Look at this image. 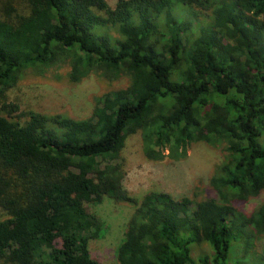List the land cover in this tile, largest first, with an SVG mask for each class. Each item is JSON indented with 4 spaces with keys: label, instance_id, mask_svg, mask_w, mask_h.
<instances>
[{
    "label": "trees",
    "instance_id": "obj_1",
    "mask_svg": "<svg viewBox=\"0 0 264 264\" xmlns=\"http://www.w3.org/2000/svg\"><path fill=\"white\" fill-rule=\"evenodd\" d=\"M0 9V264H99L89 240L105 224L104 198L134 207L118 264H231L244 227L264 232V0H6ZM210 23L186 33L180 7ZM194 9V10H193ZM114 29L113 35L110 31ZM69 65L128 77L94 98L91 114L20 110L8 90L27 73ZM139 133L143 156L179 160L192 142L224 157L196 201L125 186L122 150ZM209 253L194 258L191 245ZM237 264V263H233Z\"/></svg>",
    "mask_w": 264,
    "mask_h": 264
},
{
    "label": "rangeland",
    "instance_id": "obj_2",
    "mask_svg": "<svg viewBox=\"0 0 264 264\" xmlns=\"http://www.w3.org/2000/svg\"><path fill=\"white\" fill-rule=\"evenodd\" d=\"M106 1L110 7H114L117 2ZM6 4V0H0V9ZM177 16L186 22V33L191 36L198 34L200 27L210 23V15L206 10L193 13L183 6L178 10ZM110 32L116 34L114 29ZM68 72L69 65L64 64L48 69L42 75L27 73L10 87L8 100L17 103L20 110L60 112L75 118H86L91 114L95 96L128 84V77L124 75L106 79L95 73L82 78L78 83L71 82ZM224 154L225 151L219 144L209 145L196 141L190 144L184 158L152 161L143 156L140 135L135 133L128 136L122 150L126 172L124 183L130 194L138 198L148 191H165L175 197L186 195L195 203L200 199L216 196L209 185V178ZM263 198L264 192L245 202H238L237 208L248 215L259 206ZM85 205L102 219L106 228L102 237L89 240L91 256L99 264H118L117 247L124 237L134 207L107 197L99 203L88 202ZM241 235L240 239L233 241L230 263L264 264V232H256L250 225H246ZM191 247L194 258L207 254L210 250L206 242L192 244Z\"/></svg>",
    "mask_w": 264,
    "mask_h": 264
}]
</instances>
